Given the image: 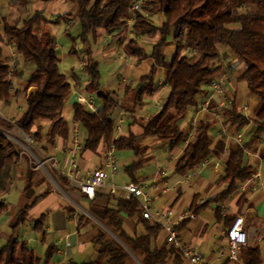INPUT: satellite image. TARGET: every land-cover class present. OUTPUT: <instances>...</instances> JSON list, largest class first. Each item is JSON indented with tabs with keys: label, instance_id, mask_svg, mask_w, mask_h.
<instances>
[{
	"label": "trees",
	"instance_id": "obj_1",
	"mask_svg": "<svg viewBox=\"0 0 264 264\" xmlns=\"http://www.w3.org/2000/svg\"><path fill=\"white\" fill-rule=\"evenodd\" d=\"M69 1L76 5V13L60 17L79 19V38L83 44H87L89 36L96 38L99 29L109 31L112 43H121L126 38V17L130 14L134 0ZM157 14L164 16L161 24H156L152 19ZM45 22V17L37 11L21 25L10 24L6 17L0 20V36H6V39H1L2 43L0 42V101L10 104L20 93L18 89L13 88L12 67L4 57V43L14 42L21 60L24 63H35V69L22 89L26 108L15 120V125L27 134L55 146L58 139L62 143L71 135L70 122L63 116L66 101L71 94V85L61 70L56 38L46 29L40 34L34 33V29ZM132 28L137 35L158 36L159 40L148 54L138 40L134 37L128 38L126 52L138 60L149 57L153 64L148 73L139 77V85L135 89L126 88V95L134 97L136 105H142L144 96L156 90L160 69L165 71L168 93L160 111L149 116L142 124L141 135L130 132L115 139L114 113L119 107V101L115 92L102 90L100 70L88 52L84 66L88 82L83 90L100 101V110L95 114L78 103L73 104V120L79 122L86 132L84 151L98 152L100 148L111 143L117 151H131L139 160L127 166L125 171L135 183H140L136 172L143 166L142 158L147 150L146 146L141 145V139H164L170 141L171 148L185 144L183 154L175 166L180 175H186L212 156L222 155L226 151V144L224 140L214 143L208 122L202 121L194 129L193 137L188 139V134L178 127V121L190 107L197 105L198 96L204 87L219 77L223 69V62L220 60L221 49L227 48L228 53L244 64L238 79L246 82L250 93L258 98L259 104L251 117L237 108L230 111L227 123L239 128L253 123L256 126L255 134L249 143L229 150L222 178L226 183L225 189L196 209L197 211L213 204L216 216L221 220L224 205L238 191L239 184L252 178L253 170L246 160L245 148H249L254 140L264 133V0H142L141 9L137 12ZM75 44L76 39L73 38L70 54H77ZM169 44L175 47L171 59L165 54V48ZM41 120L50 121L45 133L42 126L38 125ZM0 125L5 128L13 126L2 117ZM44 147L49 149L47 145ZM20 159L19 147L8 137L0 135V195L9 191ZM60 184L65 188L67 180L61 177ZM32 186L30 179L26 188L28 198L33 197ZM38 199L39 197L31 199V202L20 208L11 219L13 234L0 249V264L38 262L32 249L22 245L17 236L18 230L27 221L29 211ZM90 203L88 211L118 238L104 229L99 230L92 240L98 263L137 264L132 257L134 254L142 264H183L184 259L179 250L169 245L166 239L163 244H157L162 226L142 216L138 199L115 197L110 193L97 191ZM3 207L5 204L0 203V210ZM69 211L74 212L70 209ZM78 216L80 224L82 220L87 219L82 212H78ZM125 217H136L145 232L128 233L124 227ZM45 218L44 214L41 215L33 227L43 235ZM234 218H225L229 226ZM180 227L181 224L175 229L178 231ZM52 253L53 247H50L47 259ZM241 258L244 264H262L264 261L260 248L253 246H248L241 253Z\"/></svg>",
	"mask_w": 264,
	"mask_h": 264
},
{
	"label": "crops",
	"instance_id": "obj_2",
	"mask_svg": "<svg viewBox=\"0 0 264 264\" xmlns=\"http://www.w3.org/2000/svg\"><path fill=\"white\" fill-rule=\"evenodd\" d=\"M48 2L50 1L10 0L6 14L4 15L0 11V20L2 17H6L10 24L19 25L30 16L22 17L23 14L20 13L22 6H33L36 8L37 12L42 14L41 11ZM56 2V5L52 9L53 19L50 23L45 22L42 26L38 27L40 28L38 34H40L43 29H46L56 38V48L61 60V70L68 77L69 70L67 67L71 64L70 62H72V58L70 57V52L62 53L64 46H62V48L59 46L58 38L60 37V33L62 36L71 37L68 28L71 25L73 17H69L68 19L60 17L61 15H68L65 13L55 16V13L59 9L58 7L66 4L67 0H56ZM135 36L130 37H134L137 40V37ZM96 38L102 40L105 44L104 47H101L98 50L99 53L113 52L117 55L116 59H124L123 73L117 76L112 82L117 83V88L114 90H106L116 93L115 97L119 101V107L117 108L116 113L118 114L119 112H122L125 114V122L123 124V132L121 135H128L130 132L136 135H141L143 131L142 124L149 116L160 111L162 103L168 93V86L165 80L161 77V72L162 70L164 71V69H160L158 72L159 77H157L156 80V90L153 93L144 96L142 105H136L134 97L126 95V88L131 87L132 89H135L139 85V77L150 71L153 60L149 57L138 60L134 56L129 55L120 42H111V35L106 29H99ZM1 39L5 40L6 36L1 34L0 42ZM158 40V36L154 37L152 47L158 42ZM167 47L165 48V54L168 59H171L175 50L172 49L170 53H167ZM121 52H123V54ZM5 56L6 59L9 57L8 50ZM221 56L220 60L223 62V69L218 78L224 77L225 79V86L229 98L228 102L226 105H220L218 99L215 97L210 102L209 110L202 111L201 108L203 102L206 101L211 94V87L210 85H207L199 94L197 105L190 107L178 121V127L189 134L191 132L193 133L194 129L202 121L208 122L210 124L209 133L214 143H217L219 140H224L226 151L220 156H212L209 158L207 164L193 168L186 175H180L176 172L175 166L178 159L183 154L185 144L171 148L170 141H167L166 144L161 145L164 149L163 154L166 157L164 166L158 165L155 172L149 174L145 167L148 162L150 163L153 160H157V155H151V161H147L146 159L150 153H154L151 147L161 141L159 138L154 137L141 139V145L146 146L147 150L142 158L143 166L136 172V177L140 182H147L153 185L151 193L154 212H165L167 216L174 221H179L177 225L181 224V227L177 233L183 244H192L197 250L202 252L205 256V261L208 264H238L237 262L228 259L229 243L226 238V232L229 225L225 219L227 217L234 218L238 215L244 217L245 227L248 233V244L246 248L248 246L259 247L264 259V239H258V234L264 233V183L260 184L257 178L258 174L264 176V137H262V135L256 138L249 148H245L246 160L248 164L252 166L253 170L252 178L245 183L239 184L238 191L225 203L224 207L228 209V214L223 215L221 220L218 219L213 204L196 211V209L201 204L205 203L210 197L225 189L226 183L222 178L224 176L225 163L229 150L249 143L255 134L254 132L250 139L246 138L253 123L239 128L236 125H231L226 122L229 113L233 108H237L248 117L253 116V113L259 104V100L250 93L246 82L238 79L244 69V64L233 54L228 53L227 50L221 49ZM86 63L87 61L85 62L83 58L78 66L84 68ZM71 70L74 73L73 77H77L83 85H86L88 82L87 72L86 74H80L78 76L74 72V65H72ZM156 101L158 102L154 105ZM74 102V98H72V100H69L68 98L66 101L63 116L67 120L68 115L71 112L73 114ZM11 105L12 103L7 104L0 101L1 114L9 117H17L22 114L15 113ZM145 106L151 108L152 111L154 109L155 112L149 116L143 114L142 111ZM49 124L50 121L48 120H41L38 122V125L42 126L44 133L47 131ZM72 132L73 130L71 126L70 137L72 136ZM239 134L241 135V141L237 138ZM82 137L85 139L86 136L82 133ZM39 141L42 146L47 145L49 148L48 150L45 149L47 153L57 154L59 156L62 162V168L67 167V153L63 152L60 148L62 144L60 139L57 140L55 146H50L45 140ZM102 148H100L98 152L89 150L82 152L78 160L80 167L79 178L85 177L88 171L93 170L98 165V154ZM138 160L139 157L132 152L130 157H125L123 162L126 166L124 168L119 160L123 169V174L116 178V182L119 185L132 182V178L125 171V168L138 162ZM161 167L167 168L166 176L159 175V169ZM140 170L143 171L142 175L139 174ZM64 178L67 180V186L64 188L61 185V187L66 191V195L71 197L84 209V211L81 212L87 217V219L82 220L81 224L79 223V211H76L70 205L64 207L58 201L59 198H62V195L53 189L52 184L45 179L41 172L31 167L26 157L20 159L9 191L4 195H0V203L5 204V207L0 210V219H7L10 223L11 219L20 208L29 204L31 199L39 197L36 204L30 209L27 221L17 232L20 243L27 248L32 249L35 257L38 258V262L35 264H100L97 262L98 255H81L80 253H83V250L81 249V251H78V247H83L86 243H89L91 244L93 251L96 252L92 240L98 235L100 229L106 230L111 235L113 234L114 237L116 235L88 211V208L91 205L90 199L81 193V191L75 187L68 178ZM30 179H32L33 182L32 198H28L26 195V188ZM97 191L106 194L110 193L107 185L98 188ZM114 196L122 197L120 195ZM69 209L74 212H70ZM205 210H211L214 214L215 223L211 229L209 227L210 222L201 216L202 212ZM43 214L46 217L44 223L45 235L33 229L37 219ZM191 214L194 215L193 218L190 217ZM70 223H73V228L67 230ZM91 223L94 224L90 225ZM24 227L25 231L23 232L22 228ZM124 227L130 234H138L137 230L139 227L142 229L143 233L145 232L144 227L137 222L136 217H125ZM219 228L221 229L219 230ZM53 231H56V235H54L53 240L51 241L49 240V236ZM12 234L13 231L12 233H3L0 231V249L7 243V240ZM21 235H23V237H21ZM4 236H6L5 240ZM165 239L166 232L162 228L157 239V244H163ZM33 242L40 243L41 247L38 249L37 246H32ZM50 247H53V253L51 254L52 256L47 259L46 256ZM93 251L91 252L93 253ZM71 257L80 260L75 261L74 258ZM132 257L137 264H142L134 254H132ZM68 258H70L69 261ZM104 262L105 260L103 263ZM183 264L189 263L184 260Z\"/></svg>",
	"mask_w": 264,
	"mask_h": 264
},
{
	"label": "built area",
	"instance_id": "obj_3",
	"mask_svg": "<svg viewBox=\"0 0 264 264\" xmlns=\"http://www.w3.org/2000/svg\"><path fill=\"white\" fill-rule=\"evenodd\" d=\"M141 2L142 0H134L130 14L126 17L128 33L127 37L121 42L123 47H125L128 37L135 36L132 27L136 21L137 12L141 9ZM6 47L9 51V57L11 58L13 72V66L16 65L19 60L16 44L14 42H6ZM68 81L71 85V94L68 97L69 100L74 98V103H78L90 112L97 114L100 110V104L96 97L84 92V85L77 77H68ZM209 85L211 87V94L208 99L203 102L201 108L202 111L209 110L210 102L215 97L218 99L220 105H226L229 99L224 77L214 79ZM0 117L13 125L11 128H5L0 125V135H4L13 141L20 149V157H26L31 167L41 172L45 179L52 184L55 191L58 190L59 192H62L64 196L68 198V201L73 204L72 207L75 210L78 211L77 206L80 205L66 195L60 184L61 177L68 178L70 182L90 200L95 197L98 188L106 185L112 195H120L126 199H138L142 216L153 222L159 223L162 226L166 232V242L179 250L185 261L189 264H208L206 263L205 256L202 252L197 250L192 244H183L181 242L177 230L175 229L179 221H174L172 218L168 217L165 212H154L151 193L152 184L147 182H129L119 185L116 182V178L123 174V169L118 160L116 153L117 150L113 143L104 146L101 149L98 154V165L93 170L88 171L85 177L79 178L80 167L78 160L84 151L85 146V139L82 137L79 122L73 121L72 136L69 139L64 140L61 144V150L67 153V167L62 168V162L57 154L47 153L37 137L27 134L15 125V120L19 116L9 117L2 115L0 112ZM124 122L125 114L119 112L114 126L115 139L121 136ZM192 137L193 133L191 132L188 134V139H191ZM262 137H264V133L262 134ZM237 138L241 141L240 134ZM187 143L188 142H186V144ZM208 162L209 159L205 160L202 165H205ZM159 175L166 176L167 168L161 167L159 169ZM257 178L260 184L264 183V176L258 174ZM222 212L223 215H227L228 209L224 207ZM190 217L193 218L194 215L191 214ZM226 238L229 243L228 259L237 262L238 264H244L241 258V253L245 250L248 244V233L245 227V219L242 215H238L234 218L226 232ZM258 239H264V233H259ZM262 264H264V261Z\"/></svg>",
	"mask_w": 264,
	"mask_h": 264
},
{
	"label": "rangeland",
	"instance_id": "obj_4",
	"mask_svg": "<svg viewBox=\"0 0 264 264\" xmlns=\"http://www.w3.org/2000/svg\"><path fill=\"white\" fill-rule=\"evenodd\" d=\"M9 2L10 0H0V11L5 15L7 12V9L9 7ZM56 0L55 1H50L48 2L42 9V14L45 16L46 22L50 23L51 20L53 19L52 17V9L54 8V6L56 5ZM58 11L55 13V16H58L60 14H70V13H75L77 8L76 5L74 3H72L71 1L66 2V4H63L62 6L58 7ZM22 9V10H21ZM20 9V13L23 14L22 17H27L29 15H33L36 12V8H34L33 6L29 7H23ZM16 15V14H15ZM153 21H155L156 24H161L162 21L164 20V16L162 14H157L155 16L152 17ZM22 22L19 24L21 25ZM69 31L71 33V37H65L62 36L61 33L59 34L60 37L58 38V44L59 46L62 48V46H64L63 48V52L69 53L71 48H72V44H73V38L76 39V50H77V54H70L71 58H72V62H70L68 65V77H73L74 73L71 70L72 65L75 66V74H77L78 76L80 74H86V71L84 70V68H80L78 65L81 63V61L85 60V62L87 61V55L88 52L91 53V56L94 60V62L98 65V68L100 70L101 73V88L102 90H108V89H116L117 88V83H112L113 80L119 76L120 74L123 73L124 71V59H116L117 55L113 52L110 53H103V52H98V50L101 47H104V43L102 40L98 39V38H94L92 36H89V40L87 42V44H83L81 39L79 38V34L81 32V27H80V21L78 18L73 17L71 20V25L69 26ZM40 31V28L36 27L34 29V33L38 34V32ZM135 37H137V40L140 42L141 45H143L146 48V52L149 54L152 50V42L154 41V37H149V36H142V35H137L135 33ZM127 37V36H126ZM129 38V37H128ZM127 38V40H128ZM131 38V37H130ZM170 41V40H169ZM175 50V47L172 44H169L167 47V53H170L171 50ZM223 50H228L227 48H222ZM61 51V50H60ZM175 52V51H174ZM6 53H7V47H6V42L4 43V57L6 58ZM123 54V52H121ZM7 63L12 65L11 63V58L8 57L7 58ZM35 69V63L34 62H29V63H24L21 60V57H19L18 62L16 63V65L13 66V72L11 74V78L13 81V88L14 90H19L20 93L18 95L17 98H15L12 102V107L14 109V112L17 114H20L24 111V109L26 108V100H25V94L22 92V89L29 77V75L31 74V72ZM159 77V76H158ZM161 77L163 80H165V73L162 70L161 72ZM98 101V100H97ZM158 101H156L154 103V105L157 103ZM98 103L100 104V101H98ZM20 108V110H19ZM154 109L152 111L151 108H148L147 106H145L143 108L142 113L149 116L150 114L154 113ZM72 112L68 115V120L70 122V125L72 126L73 123V115H71ZM114 114H116L114 116L115 119H117V113L115 112ZM20 116V115H19ZM126 126V125H125ZM81 129V133H83V135H86L85 130L83 129L82 126H80ZM256 130V126L254 124L251 125L250 131L249 133L246 135L247 139H250V137L254 134ZM161 142H158L157 144H154L151 149H153L154 153H150V155H148L147 157V161H151V155H157V160H153L152 162H148V164L146 165L145 169L148 171L149 174H153L155 172V169L158 165H163L166 162V157L163 154V148H162V144H166L167 140L164 139H159ZM117 155L119 157V160L121 161L122 167L124 168L126 166V164L123 162L125 160V157L128 156L130 157L131 155V151H118ZM140 175H142L143 171L140 170L139 171ZM52 189V187H51ZM57 193L62 195V198H59L58 201L65 207V206H72L73 204L70 203L67 199L66 196H64V194L62 192H59L58 190H56ZM64 192L66 193V191L64 190ZM67 194V193H66ZM78 201V200H77ZM79 202V201H78ZM77 209L79 212L84 211V209L81 206H77ZM77 211V210H76ZM1 215V212H0ZM202 217H204L206 220H208V222H210L209 227L210 229L212 228L213 224L215 223V218H214V214L212 213L211 210H205L202 212L201 214ZM94 223H91L90 225H93ZM68 229L70 230L73 228V223H70L68 225ZM23 232L25 231V227L22 228ZM221 228H219L220 230ZM0 231L3 233H12V229L10 227V223L7 219H0ZM22 232V233H23ZM65 232V231H64ZM63 232V233H64ZM138 234H142L143 231L142 229L139 227L137 230ZM58 234V232H57ZM54 235H56V231H53L52 234H50L49 236V240H53ZM35 236V234H34ZM59 236V234H58ZM21 237H23V235H21ZM6 236H4V240H5ZM32 246H37V248L39 249V247H41L40 243L38 242H33ZM81 249L83 250V253H80L81 255H97L95 251H93V248L91 246V244L86 243L85 246H81L78 247V251H81ZM39 251V250H38ZM93 251V253L91 252ZM74 258L75 261H79L80 259H76L75 257H71ZM70 260V258H68V261Z\"/></svg>",
	"mask_w": 264,
	"mask_h": 264
},
{
	"label": "water",
	"instance_id": "obj_5",
	"mask_svg": "<svg viewBox=\"0 0 264 264\" xmlns=\"http://www.w3.org/2000/svg\"><path fill=\"white\" fill-rule=\"evenodd\" d=\"M113 235V234H112ZM116 237V236H115ZM117 238V237H116Z\"/></svg>",
	"mask_w": 264,
	"mask_h": 264
}]
</instances>
